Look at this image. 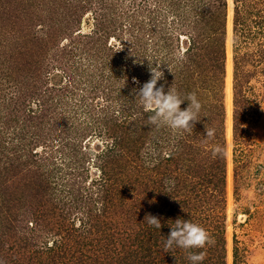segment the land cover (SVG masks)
<instances>
[{
    "label": "trees",
    "instance_id": "16d2710c",
    "mask_svg": "<svg viewBox=\"0 0 264 264\" xmlns=\"http://www.w3.org/2000/svg\"><path fill=\"white\" fill-rule=\"evenodd\" d=\"M128 1L43 0L39 9L28 0H0V18L18 24L21 35L28 31L26 49L8 46L0 35V64L8 68L0 69V264H190L189 250L163 251L168 222L177 218L211 234L210 244L190 250L204 255L203 264H228L229 1L156 0L154 7ZM88 12L95 23L85 32ZM232 20L239 197L258 104L253 80L264 76V0H234ZM32 21L46 35L30 34ZM64 40L56 52L53 44ZM78 49L88 60L82 73L96 64L103 74L60 87L61 71L47 76L49 59L68 55L63 70L75 78L72 68L85 65L82 56L71 60ZM158 65L164 73L158 86L195 93L202 103L191 131L146 125L151 113L133 89ZM71 91L80 97L83 124L69 113L58 117ZM206 125L214 130L211 138ZM89 135L104 143L92 144ZM147 214L161 219L160 230L144 221ZM233 264H249L236 237Z\"/></svg>",
    "mask_w": 264,
    "mask_h": 264
},
{
    "label": "rangeland",
    "instance_id": "374dc122",
    "mask_svg": "<svg viewBox=\"0 0 264 264\" xmlns=\"http://www.w3.org/2000/svg\"><path fill=\"white\" fill-rule=\"evenodd\" d=\"M131 1V0H129ZM128 1V2H129ZM141 0H139L140 2ZM147 6L154 7L158 2L156 0H143ZM141 1V2H143ZM229 1V16H228V35H227V64H226V87H225V101L227 107V115H226V135L228 141V164H229V173H228V227H227V248H228V256L227 262L228 264H233V250L235 245V237L238 240V245L241 248L242 256L247 260L249 264H264V109L261 108V105H264V76L260 73L257 77V80H253L257 86L258 92V104L256 106L255 111L253 112V118L251 123V131L253 134L251 145L248 147V154L250 162L244 170V182L242 187L240 188V195L237 197L235 194V183H234V161H233V148H234V140H233V13H234V0ZM31 3V6L37 3L38 8H41L43 0H28V4ZM155 14V13H154ZM1 17V16H0ZM93 13L88 12L81 21V28L85 32H89L93 29L95 20L93 19ZM4 19V18H3ZM0 18V35L2 39L5 40L10 47H26L27 44V32L26 28H23L22 34L17 33L16 27L18 24L11 23L9 21L3 20ZM15 26V27H14ZM34 26V22L32 21L31 25H27L26 27L32 28L30 34H36L38 36H43L45 34L46 28L37 29L40 26ZM29 30V31H30ZM18 40H21L20 44L17 43ZM63 43H68L67 40L61 42H55V46L53 44V49L56 52H61V46ZM30 47V46H29ZM26 49V48H25ZM52 49V51H53ZM17 49L13 50L16 52ZM75 59L79 62V57L82 56L83 62H85L84 66H80L78 70L77 68H72L74 72H76L71 77V71L69 68L63 70V66L67 63L68 55H52L49 59L51 71L47 76H57L55 75L57 72L61 71L60 74L64 76L63 81L59 84L60 87L65 86L67 83L71 86L74 84L75 80H80V76H95L98 79V76H101L103 73L100 66H91L88 71L82 73V68L86 67L87 59H85L83 53L78 49ZM231 58V94H229L228 90V58ZM129 61V60H128ZM128 61H125L127 63ZM96 67V68H95ZM0 69L8 70L6 65L0 64ZM86 69V68H85ZM87 70V69H86ZM70 73V74H69ZM93 73H98V76ZM122 75V74H121ZM135 78V75L134 77ZM131 79V81L133 80ZM263 80V81H262ZM6 82V81H5ZM4 82V84H5ZM49 83L51 86H54L52 80ZM72 88V87H70ZM69 88V89H70ZM71 90V89H70ZM89 92V91H87ZM76 94V93H75ZM83 94V93H78ZM231 96V130L228 121L229 117V106H228V97ZM79 95H74L72 91L70 93H65V97L59 103V116L63 113L71 114L78 118V122H81L82 117H85L83 113V107L79 106ZM102 102V100H98ZM80 124H83L82 122ZM57 131V130H56ZM55 131V132H56ZM90 138V142L94 144L102 145L104 143V138L98 135H89L87 139ZM54 142L55 148H58L57 144L60 143V139H56ZM42 146L39 147V149ZM62 155L60 153L57 154V161H61L60 158ZM96 168L92 167V171L95 173ZM94 173L92 175H94ZM79 223V221H78Z\"/></svg>",
    "mask_w": 264,
    "mask_h": 264
},
{
    "label": "clouds",
    "instance_id": "9594fccd",
    "mask_svg": "<svg viewBox=\"0 0 264 264\" xmlns=\"http://www.w3.org/2000/svg\"><path fill=\"white\" fill-rule=\"evenodd\" d=\"M184 58L183 53L178 54V59L183 60ZM160 65L151 67V78L142 87H139L138 90L133 89L143 109L151 113L148 116L146 125L156 128L166 126L173 130L191 131L196 122L200 120L199 113L202 109V103L197 99L195 93L181 96L174 89L173 85L167 92L165 91L164 84L158 86V82L164 76ZM168 68L171 71L169 66ZM133 83L139 85V81L135 78H133ZM185 101H189V104L187 108L182 109L181 105ZM261 108L264 109V105H261ZM205 132L206 137L211 138L214 135V130L208 128L207 125ZM144 221L156 229L160 230L162 227L161 219L158 216L147 214ZM168 223L171 230L164 241L163 251L172 252L174 255L175 250L178 248L189 250L187 259L190 264H203L204 255L190 250L203 249L211 243V234L208 230L202 225L188 219L177 218Z\"/></svg>",
    "mask_w": 264,
    "mask_h": 264
},
{
    "label": "bare ground",
    "instance_id": "6f19581e",
    "mask_svg": "<svg viewBox=\"0 0 264 264\" xmlns=\"http://www.w3.org/2000/svg\"><path fill=\"white\" fill-rule=\"evenodd\" d=\"M231 58H230V53H229V58H228V90H229V94H231ZM231 96L228 97V106H229V117H228V121H229V125H230V130H231Z\"/></svg>",
    "mask_w": 264,
    "mask_h": 264
}]
</instances>
